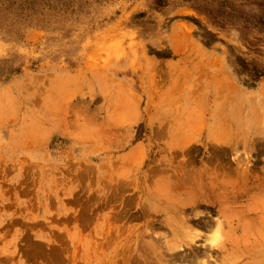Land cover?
<instances>
[{"label":"rangeland","instance_id":"374dc122","mask_svg":"<svg viewBox=\"0 0 264 264\" xmlns=\"http://www.w3.org/2000/svg\"><path fill=\"white\" fill-rule=\"evenodd\" d=\"M201 60L252 98L241 145L225 142L229 94ZM160 93L178 112L149 119ZM190 103L206 112L194 129ZM223 163L246 171L240 202H257L264 0H0V264H149L183 236L161 221L157 185Z\"/></svg>","mask_w":264,"mask_h":264},{"label":"bare ground","instance_id":"6f19581e","mask_svg":"<svg viewBox=\"0 0 264 264\" xmlns=\"http://www.w3.org/2000/svg\"><path fill=\"white\" fill-rule=\"evenodd\" d=\"M173 34L176 33L173 32ZM187 42L190 46L189 52L199 55L198 45L189 40ZM200 63L210 72L214 70L213 73L217 74L221 80V85H219L218 82H214L217 77H209L208 74L207 77L211 80V84L215 88L217 84L221 92L229 94L225 106L227 110L225 119L228 122L227 134H223L227 139L225 142L232 143V146L241 145L242 139L234 132L235 126L238 125L235 122L246 119V114L250 111L246 105L252 98L245 96L239 88L225 81L227 79L225 70L220 69L215 72L212 62L207 63L201 60ZM222 84L225 85V91L222 89ZM199 105L189 112L190 115L195 113L193 116L198 115L199 117L197 119L190 117L193 119L186 120L193 124L191 129L195 128L194 123L205 119L203 116L206 112L203 107L199 108ZM238 108L240 112L237 111ZM257 114L255 113L256 118ZM170 135L173 133L171 132ZM245 138L249 139V136ZM191 139V137L186 138L187 141ZM228 149H224V156H227ZM185 166L175 171L174 178L168 177L161 181L154 193V199L160 201L161 209L165 214L161 221L169 224L173 234L180 232L183 236L180 237L179 242L166 241L165 246L168 251L163 252L159 258H156V254L151 251L153 254L151 260L149 256V264H168L166 262L172 258L179 259L185 264H264L262 247L264 245V200L261 199L264 197V192L258 191L259 200L245 206L239 198L245 191V184L242 180L246 174L245 170L234 169L228 163H223L221 171L217 168L193 169ZM258 185L257 188L261 190L262 187ZM199 206H206L210 208V211L214 210L218 216L210 214V211L204 212L196 209ZM187 221H192L203 228H213L214 233L209 235L199 231H182L181 228L187 224ZM188 236L189 240L185 239ZM198 236L204 237V243L200 246L192 243V240ZM153 237L156 241L160 239L159 236Z\"/></svg>","mask_w":264,"mask_h":264},{"label":"crops","instance_id":"0c3cea01","mask_svg":"<svg viewBox=\"0 0 264 264\" xmlns=\"http://www.w3.org/2000/svg\"><path fill=\"white\" fill-rule=\"evenodd\" d=\"M169 56H176V54H171ZM171 61H167L166 63L169 64ZM177 78H170L169 80H178L179 78L181 79V76H176ZM157 81H161V80H165L167 81L168 78L166 75L164 74H159V76L156 78ZM155 94V93H154ZM153 97L149 102V119H154L157 117V115H163L165 113H167V109H171L172 112H178L179 107L175 104L177 103V98H169V100L166 102V98L167 96H163L162 93H160L159 95ZM165 95H167V92L165 93ZM175 101V102H174ZM192 103L187 104L188 106V111H192L194 110V108H192ZM168 105L172 106L171 108L167 107ZM186 105V104H185ZM192 108V109H191ZM159 119L164 118L163 116H159Z\"/></svg>","mask_w":264,"mask_h":264}]
</instances>
